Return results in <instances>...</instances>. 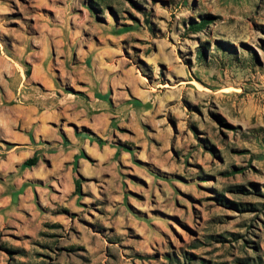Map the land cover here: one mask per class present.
<instances>
[{
    "label": "rangeland",
    "instance_id": "374dc122",
    "mask_svg": "<svg viewBox=\"0 0 264 264\" xmlns=\"http://www.w3.org/2000/svg\"><path fill=\"white\" fill-rule=\"evenodd\" d=\"M0 264H264V0H0Z\"/></svg>",
    "mask_w": 264,
    "mask_h": 264
},
{
    "label": "trees",
    "instance_id": "16d2710c",
    "mask_svg": "<svg viewBox=\"0 0 264 264\" xmlns=\"http://www.w3.org/2000/svg\"><path fill=\"white\" fill-rule=\"evenodd\" d=\"M37 162V159L36 158H33L31 160H28L25 164L27 165H35Z\"/></svg>",
    "mask_w": 264,
    "mask_h": 264
}]
</instances>
